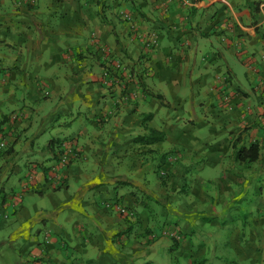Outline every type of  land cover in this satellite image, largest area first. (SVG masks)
<instances>
[{"label":"crops","instance_id":"1","mask_svg":"<svg viewBox=\"0 0 264 264\" xmlns=\"http://www.w3.org/2000/svg\"><path fill=\"white\" fill-rule=\"evenodd\" d=\"M193 1L0 0V227L28 234L34 264L153 263L150 219L185 186L191 196L177 200L194 223L181 231L206 243L216 219L215 264H264V0ZM146 126L165 140L137 142ZM237 137L259 145L256 162L236 160ZM62 141L75 149L66 168ZM19 151L42 155L22 176ZM35 225L49 233L44 249Z\"/></svg>","mask_w":264,"mask_h":264},{"label":"rangeland","instance_id":"2","mask_svg":"<svg viewBox=\"0 0 264 264\" xmlns=\"http://www.w3.org/2000/svg\"><path fill=\"white\" fill-rule=\"evenodd\" d=\"M125 13L130 14L128 12H125ZM120 15H121V12H120ZM130 16H131V20L128 22H135L134 17L131 14H130ZM127 70H128V72L130 71V69H127ZM129 73H132V72L130 71ZM41 137H48L49 138L50 137V131L47 130V132L44 135H42ZM64 141H66V140H64ZM64 141L59 143V146H58L59 149H61V144ZM44 142L47 143V141H45V140H44ZM36 149H37V147H36ZM14 157H15L14 159H16L17 165H19L20 168L22 167V170H21L22 172L19 174L20 176H22L24 168H25L24 164H26L27 162H30L31 160H33V161L36 159L39 160L42 158V155L39 152L36 153V152H32V151H28V152L19 151V152H15ZM160 168H161V165H159V169ZM156 169H157V172L159 171L158 172V177H159L160 171L164 170L165 168L159 170L157 167ZM155 173H156V170H155ZM16 176H15V178H16ZM166 176L168 177L169 174H166ZM166 176H165V178H167ZM159 178L163 179L162 177H159ZM256 185L257 184H254L255 187H256ZM258 185H257V187H258ZM191 190H192L191 187L185 186L184 191H179L176 193L174 202H169L170 199H167L166 201L161 199L162 202L158 203L160 206V212H153L151 222L156 224V222L158 220V223H161L163 221H172V222H178L180 224V222H182V220L187 218V212H185V210H187V207L183 208L181 206L182 201H178L177 199L185 198L188 196L189 193L191 196V192H192ZM175 202L178 204H176ZM185 204L188 206V202H184L183 205H185ZM210 204H212V202H210ZM197 210H198L197 207H194L193 212L197 213ZM83 220H84V218L80 217V220L78 219L77 221L83 222ZM186 221H187V224H193L194 223L193 218H191L190 220L186 219ZM213 222H216V219L210 218V219L206 220V226L211 228L208 232L211 234V236L209 235L210 237L206 238V243H203L204 242L203 241L204 236H202V234L195 233L194 235H192V238H193L192 244L194 246L193 245L191 246L189 244V242L187 241L188 239L185 238L184 243L180 244L178 246V249L174 252L170 251V248L172 246V241L169 240V238H166V236H164V235L158 236L156 238H155V236L152 237L153 239H151V240L157 241L158 243L153 246L155 248V249H153V254L150 256V253L148 252L149 257L146 259V260H153L154 262L153 263H147V264H192V262L195 260L199 261V260H204V259L208 260L205 264H215L214 261L217 260L215 257L216 251L214 250L212 244L209 245L210 239L212 240ZM196 223H197V221H196ZM1 224H3V222H0V225ZM199 224L204 225V222L199 221L196 226H198ZM18 225H20V224H18ZM39 227L40 226H37V225L33 226L32 229L30 230L29 236L35 237L36 238V240H35L36 244L35 245L37 247L43 245V249H44L47 245H49L46 242V237H48L50 239V236H49L48 232L46 235L44 229H42L41 231L38 232L37 229ZM168 227H170V226H168ZM179 227H180V225H179ZM17 229H18L17 225L12 227V228L9 227L8 229H7V227H4V229L2 227H0V264H34V262L31 258H33L36 255L35 254L36 252L32 250L33 248L30 245V243L25 241L26 235H28V234L23 233V236H22L23 238H20L19 233L16 232ZM176 229H178V228L176 227ZM179 231H180V229H179ZM170 233L172 234V232H170ZM50 234L53 237L56 235L54 232H51ZM58 237L63 238V235L60 234V236H58ZM162 238H164V240ZM160 239H161V241H160ZM200 239H202V241ZM200 241H201V245H204V246L200 247V243H199ZM61 243H59L60 248H62ZM207 245H209V246H207ZM148 249H149V247L143 248V254H141V255H145ZM64 250L66 251L67 249H64ZM75 256L77 258H79V256L76 253H75ZM30 260H32V261H30ZM45 260H50V258H46ZM81 260H83V259H81ZM140 260H142V258L138 259L136 261H140ZM142 261H140V262H142ZM121 264H122V262H121Z\"/></svg>","mask_w":264,"mask_h":264},{"label":"trees","instance_id":"3","mask_svg":"<svg viewBox=\"0 0 264 264\" xmlns=\"http://www.w3.org/2000/svg\"><path fill=\"white\" fill-rule=\"evenodd\" d=\"M156 97L163 99L162 96H159V95H156ZM146 130H147V133L144 134L143 136L138 137L137 142H139L143 145H150V144H154V143H158V142H163L165 140V133L164 132L153 129V128H149L147 126H146ZM232 148H233L236 160L239 162L246 163L247 165H251L252 163L256 162L260 157L259 145L256 143H253L249 146L240 145V137H237L236 140L233 142ZM162 178L164 179L165 177H162ZM114 206H115V204H114ZM119 207H125V206L119 205L118 206V213L127 222H131V221L137 219V214L134 210H132L131 208L125 207L128 211H130L133 214V216L132 217L131 216H123L120 213ZM151 219H152V217H151ZM151 219H150V222H151ZM151 223H153V222H151ZM179 225L180 224L178 222L163 221L161 223H158V220H157L156 224H153L152 226L150 225V227H152L153 229H156L158 231V234L154 235L155 238L158 236L164 235V236H166V238H169V240L172 241V246L170 248V251L174 252L178 249V246L180 244L184 243L185 238L191 240V241H189V240H187V241L189 242V244L191 246L193 245L191 238H192V235H194L195 233H192L189 236L188 234L181 231V229L179 231V228H180V227H178ZM168 226H170V227H168ZM176 227H178V229H176ZM170 232H172V234ZM207 261L208 260H205V259L199 260V261L195 260L192 262V264H205Z\"/></svg>","mask_w":264,"mask_h":264},{"label":"built area","instance_id":"4","mask_svg":"<svg viewBox=\"0 0 264 264\" xmlns=\"http://www.w3.org/2000/svg\"><path fill=\"white\" fill-rule=\"evenodd\" d=\"M179 3H181V5H184V6H193L194 4V1L193 0H177ZM121 18L125 21H130L131 20V16L130 14H127L125 12H121ZM157 42H158V36L157 34L155 33H152L148 36L147 40L145 41V45L147 47H153L155 45H157ZM107 65L109 66H112L114 69H116L118 71V74L121 72H124L126 70L125 68V65L122 64V62L118 61V60H115L113 58H108L107 60ZM104 75L106 78L109 77V71H105L104 72ZM123 75H118V81L121 80V77ZM257 89L259 91V95H260V98H261V101H260V107L262 109L261 111V116H262V119L264 120V80L260 81L257 85ZM225 100L230 101V96H226L225 97ZM5 142H1L0 143V150H2L3 148H5ZM75 154V149H74V146L73 144H67V143H64L63 144V148L59 151L58 153V163L60 166L66 168L70 162H71V158L72 156ZM167 174V169L165 168L164 170H161L160 171V176L161 177H165ZM120 209V213L123 215V216H133V214L128 211L125 207H119ZM46 242L49 243V239L48 237H46Z\"/></svg>","mask_w":264,"mask_h":264},{"label":"clouds","instance_id":"5","mask_svg":"<svg viewBox=\"0 0 264 264\" xmlns=\"http://www.w3.org/2000/svg\"><path fill=\"white\" fill-rule=\"evenodd\" d=\"M167 171H168V169H167ZM160 176V175H159ZM161 177V176H160Z\"/></svg>","mask_w":264,"mask_h":264}]
</instances>
